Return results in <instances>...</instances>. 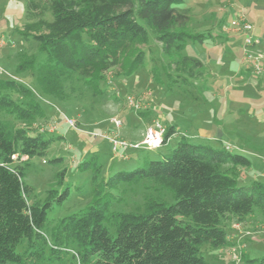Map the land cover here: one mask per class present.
Instances as JSON below:
<instances>
[{"label":"trees","instance_id":"1","mask_svg":"<svg viewBox=\"0 0 264 264\" xmlns=\"http://www.w3.org/2000/svg\"><path fill=\"white\" fill-rule=\"evenodd\" d=\"M26 1L20 36L36 42L40 52L50 57L40 67L33 58L17 66V71L30 72L40 91L59 104L76 102L98 112L105 95L102 74L117 58L118 49L128 44L148 47L154 40L165 55L176 50L181 73L167 76L172 81L182 77L188 84L204 74L199 57L182 55L188 40L202 43L205 38L187 28L188 10L175 8L183 0ZM146 60L145 51H138L128 78ZM14 95L23 100H15ZM38 101L24 84L0 76V116L31 125L47 115ZM176 134V126L168 127L163 146ZM181 136L177 147L161 160L99 184L112 188L152 180L172 191L175 204L153 201L142 213L108 216L107 202L97 198L86 209L60 219L49 239L48 213L65 203L72 189L49 190L45 201H32L34 189L24 178L33 158L47 156L65 138L47 129L12 127L0 118V264L55 263L72 249L77 264H210L201 248L229 246L223 221L235 217L244 222L255 209L264 214V183L239 185L237 170L251 166L247 157L225 147L193 144ZM51 163L62 164L64 158H53ZM101 169L96 171L100 174ZM66 172L58 174L60 185ZM110 217L115 235L105 225ZM248 262L264 264V257Z\"/></svg>","mask_w":264,"mask_h":264},{"label":"rangeland","instance_id":"2","mask_svg":"<svg viewBox=\"0 0 264 264\" xmlns=\"http://www.w3.org/2000/svg\"><path fill=\"white\" fill-rule=\"evenodd\" d=\"M26 7V0H0V76L27 86L47 115L31 125L4 114L0 118L12 127L47 129L56 136L67 138L65 142L56 143L47 156L33 158L24 178L25 183L34 189L32 201H45L49 190L62 193L66 188L72 189L68 200L62 205H56L54 210L48 213V238L50 239L51 231L60 219L86 209L97 198H101L104 203L107 202L108 216L118 213H142L146 210V205L153 201L167 206L175 204L172 191L152 180L121 183L112 188L108 186L102 188L99 184L107 182L117 173L132 172L146 166L150 161L161 160L164 154L177 147L181 135L193 144L202 143L192 136L199 127L210 124L211 107L206 101L207 105L202 104L201 109L198 106L200 101L211 99L209 91H206L203 85L209 79H190L187 80L188 84L182 77H176V81H172L167 76L175 78L173 75L181 73L178 72L176 65L179 59L176 50L165 55L161 46L154 40L148 47L128 44L118 49L117 58L111 61L102 74L103 81L100 84L105 90V95L98 112L93 113L86 105L76 102L59 104L40 91L30 72L17 71V66L33 58L40 67L47 63L50 57L49 54L40 52L36 42L24 41L20 36L19 31L26 22ZM186 7L190 15L187 28L192 33L203 34L205 38L203 44L188 40L182 55L199 57L211 48L210 43L216 38L213 30L203 29L202 32L198 26L208 24L209 21L205 20L203 15L215 14L218 8L214 0H183V3L175 6L181 12ZM233 11L236 13L238 9ZM234 12L229 15L230 18L226 22V27L231 32ZM138 51H145L146 63L128 78L130 64ZM251 52L264 57V54H259L255 50ZM245 64L248 65L247 62ZM251 66L254 73L253 65ZM261 67L264 75V62ZM209 69L210 66L207 64L205 66L204 63L203 71ZM129 98L132 102L127 101ZM14 99L23 100L18 95H14ZM67 119L74 120L76 127H71ZM157 122L166 130L170 126H176L179 134L173 136L167 145L163 146L162 143L160 148L147 149L141 146L132 149L130 146L142 143L148 128ZM81 140L99 148L100 153L94 155L90 152L84 156L82 152L86 145ZM124 143L128 146L127 150ZM115 144L121 146L120 152H113ZM232 153L239 154L235 150ZM59 157L64 158V163H51L53 158ZM247 157L255 164L250 168L237 170L239 185H246L252 181L264 183V167L260 164L261 161ZM83 163L86 164L82 167ZM99 166L102 167L100 174L96 171ZM64 169L67 172L60 185L58 174ZM112 221L113 217H110L105 225L109 227L111 234L115 235ZM223 226L228 234L229 246L212 248L205 244L201 248V253L206 261L210 264H252L248 262L249 259L264 257V214L258 209H255L244 222L229 217L223 221ZM72 250H68L69 253L60 261L42 264H77L72 255L76 250Z\"/></svg>","mask_w":264,"mask_h":264},{"label":"crops","instance_id":"3","mask_svg":"<svg viewBox=\"0 0 264 264\" xmlns=\"http://www.w3.org/2000/svg\"><path fill=\"white\" fill-rule=\"evenodd\" d=\"M214 3L217 12L203 15L209 22L198 26L202 32L213 30L216 38L210 43L211 48L199 55L205 66H210L204 70L201 80L209 79L203 85L211 99L198 103L200 109L206 103L211 107L210 124L199 127L192 137L259 159L264 167V75H255L252 66L244 62V34L231 32L226 27L229 15L238 9L232 19L244 16L253 25L256 44L251 49L264 54V0H214ZM62 137L63 142L67 141ZM83 143L86 145L84 156L100 153L93 144ZM250 162L252 167L255 163Z\"/></svg>","mask_w":264,"mask_h":264},{"label":"built area","instance_id":"4","mask_svg":"<svg viewBox=\"0 0 264 264\" xmlns=\"http://www.w3.org/2000/svg\"><path fill=\"white\" fill-rule=\"evenodd\" d=\"M231 27H232L233 32L244 34L245 36L244 38V49H245L244 60L245 62H247L248 64L250 63V65H253V68L255 71L254 73H256L258 76L263 75V69L261 65L264 62V57L256 56L255 54L251 52L252 50L251 48L256 44L253 39V30H254L253 25L250 22H248L244 16H240L232 20ZM127 101L132 102L130 98L127 99ZM67 122L68 124H70L71 127L73 128L76 127L74 120L67 119ZM166 131H167L166 128L162 124L157 122L153 126L148 128L145 140L142 143L131 145L130 147L132 149H138L141 146H144L147 149L160 148L163 143V138L166 134ZM124 146H125L124 148L127 150L128 146H126V144ZM119 150H121V146H118L115 144L113 148V152L115 153L120 152ZM25 159L27 158H24V160ZM74 254L76 255L75 252Z\"/></svg>","mask_w":264,"mask_h":264}]
</instances>
